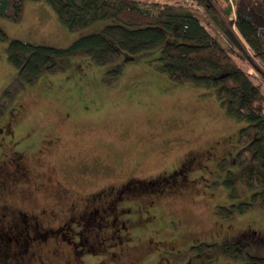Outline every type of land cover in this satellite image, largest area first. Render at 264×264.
I'll return each mask as SVG.
<instances>
[{
    "label": "rangeland",
    "instance_id": "rangeland-1",
    "mask_svg": "<svg viewBox=\"0 0 264 264\" xmlns=\"http://www.w3.org/2000/svg\"><path fill=\"white\" fill-rule=\"evenodd\" d=\"M159 1L196 12L264 93L260 73L193 0ZM110 22L69 30L44 0L26 1L18 21L0 16L6 35L0 40V237L18 229L20 210L28 219L34 216L39 234L58 226L45 240L38 234L23 258L3 254L1 241L0 264H194L183 258L189 244L238 239L264 258L263 209L228 219L215 214L217 205L246 199L242 185L236 184L234 199L223 182L227 168L236 170L231 158L242 122L225 112L212 90L174 83L158 71L150 61L158 48L104 65L82 55L63 56L57 60L62 69L31 83L6 59L10 39L66 47ZM121 183L131 189L125 192L129 200L116 203L118 219L103 215L98 230L93 223L59 228L69 214L92 205V194H100L102 206ZM78 238L93 255H72L68 240ZM57 242L59 252L53 253ZM13 243L12 249L23 247ZM240 263L217 254L206 264Z\"/></svg>",
    "mask_w": 264,
    "mask_h": 264
},
{
    "label": "trees",
    "instance_id": "trees-1",
    "mask_svg": "<svg viewBox=\"0 0 264 264\" xmlns=\"http://www.w3.org/2000/svg\"><path fill=\"white\" fill-rule=\"evenodd\" d=\"M26 1L30 0H0V16L18 21ZM44 1L69 30L99 20L113 22L81 35L66 47L10 39L6 59L19 77L31 83L39 74L62 69L57 60L63 56L82 55L94 65H104L158 48L150 58L158 71L174 83L188 81L212 90L225 112L242 122L237 131L238 148L231 158L236 170L227 168L223 182L232 197L236 184L242 185L246 199L236 196V201L217 205L215 214L228 219L233 213L264 210V93L241 69L231 51L206 29L196 12L185 5L159 0ZM193 1L264 80V0ZM5 38L0 29V40ZM248 248L245 239L199 241L183 250V258L206 264L218 254L239 260L240 264H264V258L250 253Z\"/></svg>",
    "mask_w": 264,
    "mask_h": 264
},
{
    "label": "flooded vegetation",
    "instance_id": "flooded-vegetation-1",
    "mask_svg": "<svg viewBox=\"0 0 264 264\" xmlns=\"http://www.w3.org/2000/svg\"><path fill=\"white\" fill-rule=\"evenodd\" d=\"M176 173H179V171L174 172V174L176 175ZM178 176V175H176ZM163 179V178H162ZM167 179V178H164ZM165 181V180H164ZM175 181V180H174ZM157 183H159L160 181H155ZM154 182V183H155ZM166 182L168 183V181L166 180ZM153 183L152 181H150V184ZM149 187H153L152 184ZM148 187V188H149ZM130 185L127 183H121V185L119 187H117V189L114 191V194L112 196V194L109 196V199L107 200V202L104 205H98V195L100 196L99 193H95L92 194L90 196L89 199V203H91L92 205H85L84 207H81L80 211L77 210L76 212H73L72 214H69L67 216V218L65 220H63L60 224H59V228H70L71 224H83V225H89L88 223H93V225H95L97 227L96 230H98V228H100L103 225L104 216H109L111 215L112 220H116L118 219V213L119 210H117L115 208L116 203H118L119 201L122 202L124 200H129V195L125 196V192L130 191ZM150 189V188H149ZM159 190H151V192L154 193H159ZM132 193V192H131ZM91 206V207H90ZM45 210H41V212H43ZM34 216L31 219H28V216L26 214L25 211L19 212V224H16L17 228H13L11 230V235L8 234L6 237L2 236L0 237V242L3 241L2 243L5 244V247L7 250H4L3 254H8V256L10 255V257L13 258H23L26 255L31 253V245L33 243H38V241L36 240V237L39 234L40 229H38V223L35 219H33ZM58 228L55 227L52 230H50L49 228H43L42 231H40L39 237L40 239H47L48 236H51L52 234L50 233L51 231L54 232L56 231ZM83 230H87L86 227H83ZM78 231V230H77ZM81 234V231H79ZM18 239H22L21 242L18 241ZM35 239V240H34ZM55 240V238H52ZM14 240V242L17 244H22L23 247L20 248H16V249H12L11 247H9L10 242L12 243V241ZM48 240L42 242L44 245H48L47 243ZM68 242H72L73 246L75 247L74 250H71L72 255L75 256V254L79 255V254H83V253H89L92 252V250H90V248H84L83 246H85V240L83 239H77V241H73V240H68ZM14 244V243H13ZM12 245V244H11ZM15 244L12 245V247L14 248L16 246ZM58 247V242L57 244H55L54 246H52L51 251L53 253H55L56 251L59 252V250L57 249ZM89 247H91L89 245ZM3 248V249H4Z\"/></svg>",
    "mask_w": 264,
    "mask_h": 264
}]
</instances>
